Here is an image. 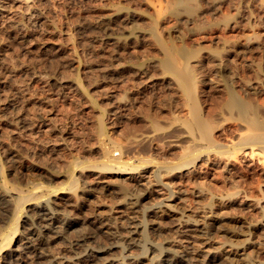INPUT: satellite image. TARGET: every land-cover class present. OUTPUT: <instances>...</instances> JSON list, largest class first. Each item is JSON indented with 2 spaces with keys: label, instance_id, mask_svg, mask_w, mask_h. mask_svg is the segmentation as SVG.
Here are the masks:
<instances>
[{
  "label": "bare ground",
  "instance_id": "obj_1",
  "mask_svg": "<svg viewBox=\"0 0 264 264\" xmlns=\"http://www.w3.org/2000/svg\"><path fill=\"white\" fill-rule=\"evenodd\" d=\"M261 21L264 0H0V149L27 176L0 170V264H255ZM233 205L241 242L212 241Z\"/></svg>",
  "mask_w": 264,
  "mask_h": 264
},
{
  "label": "rangeland",
  "instance_id": "obj_2",
  "mask_svg": "<svg viewBox=\"0 0 264 264\" xmlns=\"http://www.w3.org/2000/svg\"><path fill=\"white\" fill-rule=\"evenodd\" d=\"M112 1V0H111ZM74 4V3H70L69 5H68V7L67 8H69V6H71V8H72V5ZM65 8H66V6H64ZM63 7V8H64ZM73 7L74 8H77V7H79V3H76V4H74L73 5ZM66 8V9H67ZM70 19H71V17H70ZM264 21H261V23H259V24H261V25H254V26H256L257 28H255L259 33L261 32V31H263L264 32V28H262L263 26H264V24L262 25V23H263ZM262 26V27H261ZM262 28V29H261ZM244 32H247V31H244ZM263 32H261V33H263ZM237 33H239V32H237ZM260 33V34H261ZM262 35V34H261ZM0 36L2 37H0V41H3L2 39H3V37H5L2 33H0ZM263 36H264V34H263ZM4 40H5V38H4ZM188 40V39H187ZM7 47V49H6V51H8V52H11V50H9V49H11V47L9 48V46L8 45H6ZM15 46H19V44H16ZM35 52H34V51ZM36 51H37V53H36ZM39 54V50H37L36 48H34V47H32V49H31V51L26 55V57L29 59H34L35 57L36 58H39V59H41L40 58V56L38 55ZM31 55V56H30ZM31 57H34V58H31ZM250 58H251V60L253 59V61L254 62H256V63H260V65H262V68H263V71H264V49L263 50H256L255 52H253L251 55H250ZM41 61V60H40ZM15 77L17 78V79H20V78H22L23 80H24V77H25V75L23 74V73H17V74H15ZM7 81V80H6ZM10 81H7V83L5 84V86H4V88H3V90H5V92L9 89V85L8 84H10L9 83ZM6 87V88H5ZM7 87H8V89H7ZM2 93V92H1ZM3 93H4V91H3ZM6 93H8V95H9V90L6 92ZM6 98V97H5ZM9 99H10V96H9ZM0 102H2L3 103V101H1L0 100ZM4 102H6V101H4ZM2 103H0V105H2ZM1 153H3L2 151H1V149H0V170L2 169V170H4V172L6 173V174H8L9 172H10V175H11V172H15V174H16V177H17V179L18 180H22V181H24L26 178H27V176L23 173L24 171H23V167H17L15 164H13V163H9L8 162V160L6 159V158H4V157H6L4 154H1ZM2 155H4V156H2ZM3 157V158H2ZM5 161V162H3V161ZM26 177V178H25ZM31 177V176H30ZM219 180V179H218ZM218 182V183H217ZM221 182L222 181H215L214 182V184H215V186H219V185H222L221 187H226L227 185L225 184V183H223V184H221ZM60 183V182H59ZM254 183H252V185H253ZM31 183H28V184H24L23 185V190H22V192L23 193H25V194H28V192L30 191V189H31ZM225 185V186H224ZM217 186V187H218ZM8 188V190L9 189H11V186H7ZM220 187V186H219ZM254 187V186H253ZM251 188H252V186H251ZM250 189V188H249ZM248 189V190H249ZM100 191V192H99ZM99 193L97 192L96 193V196L95 195H90V194H85V197L87 198V200H89V203L94 207V208H96L97 207V204H96V202L98 201V199L99 198H97V197H101V198H105V199H107V200H113L114 198H113V193H110V191L108 192V191H104V190H100L99 189ZM97 195H99V196H97ZM150 202H152V200H150V201H147L144 205H150ZM231 208H229V207H226L225 208V210L227 209V214H229L230 215V218L229 219H227V220H225L223 223H222V225H221V229H219L218 231H216L214 234H213V238H212V241L213 240H215V241H228V242H232V243H238V242H241V239L243 238V229H245L244 227H241V224L239 223V221H238V219H242V218H244L246 215L243 213V210H242V208H241V206L239 207V205H233V206H230ZM3 211L0 209V233H1V231H4L5 230V228H6V226L8 225V223H9V218H6V217H9V215H8V213H6V215H3V214H5L4 212L2 213ZM4 216H6V217H4ZM257 217V214H254V217ZM6 219V220H5ZM2 223V224H1ZM2 229V230H1ZM74 229V230H73ZM66 233H64V235L62 234V237H58V238H55V239H52L51 241H50V244L48 245V247H49V250L51 251V252H56V251H59L60 250V252L62 251L63 253L65 252V249L64 248H66V246L64 245V244H67L69 241H71L72 239L74 240V239H76L77 237H79L78 236V231L76 230V228H68V230L67 231H65ZM27 233V230L26 229H24V231H23V233H22V235H21V237H20V241H16V244H19V246H20V244H21V246H23L24 244H26V242H27V236H29L28 234H26ZM26 236V237H25ZM15 238H16V235L14 236ZM24 237V238H23ZM26 238V239H25ZM66 239H67V242H66ZM21 240H23V241H21ZM199 240V242H200V245H203L204 244V240L203 239H198ZM18 242V243H17ZM212 243V242H211ZM213 246V245H212ZM137 250V248H133V251L135 252L136 250ZM246 252H248L249 253V256H250V260L252 261V262H254L255 264H264V232H256L255 234H254V240H253V243L249 246V247H247L246 248ZM63 253H61V254H63ZM65 253H67V252H65ZM106 255L108 256V254H103V255H101V256H103L104 258L106 257ZM102 257V258H103ZM97 258H99V257H96V258H90V260H88V262H87V264H101V257L99 258L100 259V261L99 260H96V261H94L95 259H97ZM93 259V260H92ZM90 261V262H89ZM100 262V263H99ZM242 261L241 260H234V263L233 264H242L241 263ZM84 264V263H83Z\"/></svg>",
  "mask_w": 264,
  "mask_h": 264
}]
</instances>
